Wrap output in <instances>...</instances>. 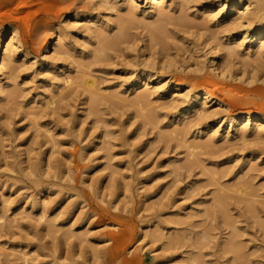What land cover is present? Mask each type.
Instances as JSON below:
<instances>
[{"label":"rangeland","instance_id":"374dc122","mask_svg":"<svg viewBox=\"0 0 264 264\" xmlns=\"http://www.w3.org/2000/svg\"><path fill=\"white\" fill-rule=\"evenodd\" d=\"M230 1L251 26L226 0H0V264H264V131L228 122L264 116V0Z\"/></svg>","mask_w":264,"mask_h":264},{"label":"bare ground","instance_id":"6f19581e","mask_svg":"<svg viewBox=\"0 0 264 264\" xmlns=\"http://www.w3.org/2000/svg\"><path fill=\"white\" fill-rule=\"evenodd\" d=\"M134 1H137V0H127V2H129V3H132ZM226 1L232 3V12L234 13V15L238 16V18L233 21V24H236L237 21L240 19L241 22L238 23V26H241V25L242 26H246V27L247 26H251V24L247 21V19H248V12H249L248 7L245 4H243V3H237L235 1H230V0H226ZM170 4H171V0H150V7L152 9H154V10H157L159 8H162V7H165L167 5L169 6ZM128 6L133 7V5H131V4H129ZM122 22H124L125 24H127V22L124 21V20H120L118 22L119 23V28L118 29L120 30V31L119 30L117 31L118 34H116L112 38L111 37L110 38L108 37L107 38L108 40L106 38H104V39L101 40V41H103V40L106 39V42L100 43V45L102 44V46H103V48L100 47L101 52L104 53L108 49H112L115 46L117 47L120 42L126 41V38H128V39L130 38L129 36H131V34H130L131 32H129V30L132 31L131 30L132 28H131V26L130 27L129 26L127 27V25H130V24L124 25V23H122ZM184 22H185V20H180L179 21L180 24L181 23H184ZM11 24L17 25L15 23H11ZM167 26L168 25L165 23V21H163V23L160 26H158L156 29L151 30V33L153 34L154 39L161 40L160 39L161 37L166 36L169 33L168 32L169 29H167L168 28ZM252 29H253L252 30L253 31V34H252L251 37L249 36L250 38H249V41L248 42L250 44V48L247 50V55H250V53H253V50L251 48L252 45H256L257 47H259L258 48L259 51H261L262 48L264 49V19H262V21H261L260 24L256 25V27H254ZM12 33H14V31H12ZM15 40H16V36L14 35L7 42V44L5 46V49H4V52L3 53H0V76H2L4 74L5 70L10 65V59H11V57L13 55V47L15 46L14 44L16 43V45H17L16 47L17 48L20 47V42L19 41H15ZM120 40H122V41H120ZM0 44H1V42H0ZM211 52L214 53V55H215V58L213 59V62H212V68L214 70H216V71H220L221 72V75H223L224 72H225V68H224L222 56L217 52L216 47H212L211 48ZM197 66H198L197 69L199 71H203L204 64L202 62H198L197 63ZM76 78L78 79L79 84H82L84 86H87L90 90H92V88L95 85V83H93L92 80L90 81V79L89 80L86 79L87 77L85 78V76H82V77L78 76ZM179 83L177 85L173 86V89H174L175 92L176 91H179V88L180 87H183V85L182 84H179ZM93 91H94V89H93ZM93 91H92V93L95 94L96 91L95 92H93ZM13 95L15 96L16 93H14V92H11V93L10 92L9 93L5 92V94H4V96H7L8 98H12ZM108 96L109 95L107 94V97ZM187 97H189V95ZM141 98H143V97H141ZM141 98L139 99V103L142 104L143 103V100ZM209 99H210L209 93H206V92L205 93H193V95L190 96V99H189L188 103L185 106L187 109L185 110V113L183 115L186 117L188 113H190V112L192 113L194 111L195 114H193V115H196L195 117H197V116L199 118L204 117L205 114L207 113L206 112V109L203 108V107L197 108L198 107L197 104H199V102L202 101V103H203L202 106H206L207 101H209ZM142 108H144V107H142ZM223 122L224 121H221V123H223ZM228 122L231 123V125H232L231 127L232 128H236V126L238 124L244 123L245 124V127H248L250 125L251 126L253 125L254 128H255V132H257V133H261V132L264 131V116H262V115H251L249 113H245V114H242V115H239V116L231 117V119L228 120ZM241 132H242L243 135L245 133H247L244 130L241 131ZM231 134L232 133L229 131L226 134V138H228L229 136H231ZM238 135L239 134H237V137H238ZM243 135H240L241 138H242V140H243V138H245L244 136H246V134L244 136ZM243 186L244 185H242L240 187H243ZM240 187H238V188H235L234 187L235 189H238V191H239L238 193H240L242 190H243V192L245 190V193L248 191V190L246 191V189H248L247 187H246V189H244V187L240 189ZM231 190H232V188H231ZM234 190H232L231 193L234 192ZM236 191L237 190H235V193H236ZM221 197H223V194H222ZM218 200H219L218 202L221 205H223V206L225 205V202H226L225 197L224 198H220Z\"/></svg>","mask_w":264,"mask_h":264}]
</instances>
